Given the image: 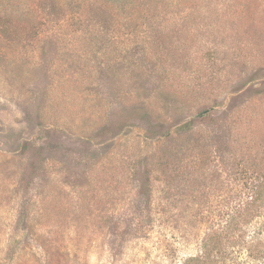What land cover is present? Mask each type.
Here are the masks:
<instances>
[{
    "label": "rangeland",
    "instance_id": "obj_1",
    "mask_svg": "<svg viewBox=\"0 0 264 264\" xmlns=\"http://www.w3.org/2000/svg\"><path fill=\"white\" fill-rule=\"evenodd\" d=\"M264 264V0H0V264Z\"/></svg>",
    "mask_w": 264,
    "mask_h": 264
},
{
    "label": "trees",
    "instance_id": "obj_2",
    "mask_svg": "<svg viewBox=\"0 0 264 264\" xmlns=\"http://www.w3.org/2000/svg\"><path fill=\"white\" fill-rule=\"evenodd\" d=\"M202 258L190 257L184 260L181 264H203Z\"/></svg>",
    "mask_w": 264,
    "mask_h": 264
}]
</instances>
